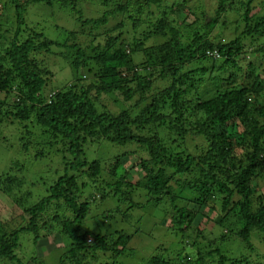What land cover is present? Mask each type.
I'll use <instances>...</instances> for the list:
<instances>
[{"label": "trees", "instance_id": "1", "mask_svg": "<svg viewBox=\"0 0 264 264\" xmlns=\"http://www.w3.org/2000/svg\"><path fill=\"white\" fill-rule=\"evenodd\" d=\"M77 1L0 0V31L3 20L11 24L10 30L0 32V122L5 116L13 117V122H34L36 133L46 137L50 147L63 151L62 175L39 202L22 209L20 223H26L17 228L9 223L0 227V264L17 258L15 250L22 233L33 234L38 242L42 227L47 236L49 228L58 225L70 242L61 264H85L83 255L90 252L93 258L105 249L103 234L81 231L91 202H81L80 197L105 173L100 159L88 157L91 143L124 146L114 157L116 168L110 170L115 176L122 158L130 153L126 147L139 145L143 149V156L134 151L141 156L142 180L132 184L125 170L120 179L107 184L128 189L129 196L136 188H143L158 201L167 198L172 203L174 224L170 227L174 231L207 240L205 229L198 228L195 220L201 207L212 208L229 223L230 230L223 234L232 232L253 248V233H264V193L253 186V180L264 176V81L256 73L258 60L245 59L261 49L249 51L246 36L264 32V16L251 24L253 0L245 13V28L235 39L213 41L203 26L195 25L186 44L181 41L182 32L192 28L185 21L194 12L182 17L188 8L181 0H99L103 12L96 18L86 17L83 9L77 8ZM57 2L73 6L81 29L88 34L71 30L62 41L53 40L43 29L27 24L30 4L53 6ZM8 9L11 19L6 17L8 13L1 15ZM218 12H226L224 4ZM218 22L215 18L204 29L212 30ZM101 28L105 31L93 34ZM6 34L10 35L5 42ZM157 35L165 38L163 43L146 47L147 39ZM136 53L143 57L137 63ZM54 55L69 62L73 59L75 83L62 89L49 87ZM244 65L255 72L240 83L237 72L247 71ZM231 67L234 70L226 77ZM210 79L221 85L204 93ZM113 95L125 104L119 111L99 106L102 97ZM195 138L202 140L201 153L192 151ZM237 138L248 149L247 162L235 161ZM62 201L72 218L57 215L50 226L42 222L54 202ZM232 214L239 217L237 231L228 220ZM205 217L206 223L214 220L213 216ZM124 239L121 232L115 245ZM199 248L197 257L187 256L179 264H213L207 261L215 256L219 260L214 264L229 260L216 243L208 250ZM229 264L244 263L238 258Z\"/></svg>", "mask_w": 264, "mask_h": 264}, {"label": "rangeland", "instance_id": "2", "mask_svg": "<svg viewBox=\"0 0 264 264\" xmlns=\"http://www.w3.org/2000/svg\"><path fill=\"white\" fill-rule=\"evenodd\" d=\"M181 1L186 4L185 8H188L186 11H182L185 12L182 17L186 16L190 10L194 12L185 21L186 24L193 25L189 32L187 27L182 32L181 41L185 44L190 41L188 37L189 35L192 36L190 31H193L195 25L203 26L201 28L207 34V38L217 42H228L235 39L244 30L247 23L245 13L247 7H250V0ZM99 2V0H78L76 6L83 9L86 17L91 15L96 18L103 12V7ZM221 3L224 4L226 12L219 14L218 10ZM251 9L250 15H254L251 24H255L258 18L264 16V0H253ZM1 12V15L8 13L6 17L11 19L12 14L9 9ZM215 18H218L219 22L212 30L204 29V25ZM3 21L5 24L2 23L1 31L10 30L11 24L6 23V19ZM26 21L30 26L43 29L46 36L53 40L60 39L62 41L67 34L66 32L71 30H80L85 35L88 34L87 31L81 29L73 6H63L59 2L53 6L44 3L30 4L26 11ZM103 31L105 29L101 28L95 30L93 34ZM84 34L81 35L83 36L82 39L85 37ZM9 35L6 34L5 42ZM246 38V46H250L249 51L255 50L257 47L261 48L255 56L246 55L245 59L247 61L258 60L256 62L259 63L260 68L256 70V73H259L262 81H264V32L253 37L247 35ZM164 40L162 35L161 37L157 35L155 38L147 39L145 46L160 44ZM134 58L137 63L143 57L141 53H136ZM72 60L69 62L68 59L60 55H54L51 58L53 74L49 75L51 79L49 87L62 89L75 83L73 81ZM199 66L203 65L199 64ZM244 67L246 68L247 65ZM233 70L231 67L226 77ZM246 70L244 73L242 71L237 72L238 82L243 83L249 78L251 72H255V69L249 67ZM217 85L220 86L221 83L210 79L204 85L203 92H213ZM103 105L112 111H119L125 106L122 99H119L117 95L102 97L99 106ZM13 119V117L5 116L0 122V227L9 223L11 228H17L26 223V221L20 223L23 215L22 209H29L39 202L47 195L49 186L60 174L62 175L63 165L60 164V161L63 151L57 147H50L46 142V137L36 133L34 122H22L18 119L13 122ZM237 141L239 146L234 152L237 156L235 161L247 162L248 149L243 146L241 138H237ZM193 143L192 151L201 153L202 140L195 138ZM197 144L199 148H196ZM89 147L90 149L87 151L89 159H100L103 162L102 168L105 173H102L98 184L89 185L80 197L81 202H91L88 216L84 219L81 231L103 234L107 240L104 243L105 249L98 252L97 256L92 258L90 252L87 253L86 257L83 255V259L86 260L85 264H157V262L159 264H179L187 256L190 258L197 257L201 250L199 246L208 250L215 243L220 247L222 253L229 258L226 264L238 258L243 259L244 264H264V233L262 235L253 233L250 241L253 248H251L247 241L238 238L234 233L223 234V232L230 230L228 221H223L221 215H218L212 208L201 207L195 224L198 228L205 229L206 235L204 236H208L207 240L202 241L203 238L199 239V236L180 234L170 227L174 221L173 213H171L172 203L167 198L158 201L156 196L149 195L143 188H136L131 191L129 196L128 189L123 187L122 190H119L116 185L107 184L120 179L125 170L128 171L126 172V179L132 184L142 180L145 171L139 165L141 156L134 153V151H139L143 156V149H140L139 145L125 148L130 153L127 157L121 156V158L123 157L122 166L117 167V176L112 175L110 170L116 168L114 157L124 151V146L112 144L99 146L91 143ZM253 186L259 192L264 193V176L253 180ZM175 187L177 189L178 186ZM17 198L20 200L16 201ZM191 206L197 210L196 205L191 204ZM57 215H62L64 219L72 218V213L63 201L54 202L52 209L43 215L42 222L46 221L50 226ZM205 215L213 216L214 220L206 223L208 217ZM231 219L228 220L233 222L234 231L239 230V217L232 214ZM15 220L19 221L16 222ZM57 226L50 227L47 236H44L46 231L42 227L41 238L38 242H35L33 234L22 233L19 246L15 250L17 258L6 263L61 264V257L69 250L70 242ZM121 232L125 234V239L115 245ZM210 232L213 233L208 234ZM209 239L211 241L214 239L215 243L210 245ZM215 257L209 259L207 263H218L219 256ZM155 258L157 262H153ZM244 259L248 261H244Z\"/></svg>", "mask_w": 264, "mask_h": 264}, {"label": "built area", "instance_id": "3", "mask_svg": "<svg viewBox=\"0 0 264 264\" xmlns=\"http://www.w3.org/2000/svg\"><path fill=\"white\" fill-rule=\"evenodd\" d=\"M209 53H210L211 55H213V56H214V55H216L217 57L219 56V53H218L217 51H214V52L211 51V52H209Z\"/></svg>", "mask_w": 264, "mask_h": 264}]
</instances>
